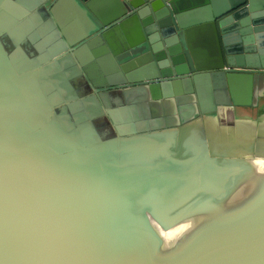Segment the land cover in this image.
I'll return each instance as SVG.
<instances>
[{"label": "water", "instance_id": "obj_1", "mask_svg": "<svg viewBox=\"0 0 264 264\" xmlns=\"http://www.w3.org/2000/svg\"><path fill=\"white\" fill-rule=\"evenodd\" d=\"M0 264H264V0H0Z\"/></svg>", "mask_w": 264, "mask_h": 264}]
</instances>
